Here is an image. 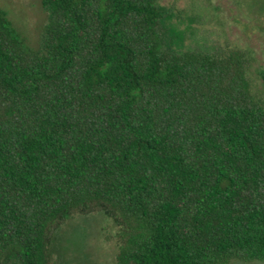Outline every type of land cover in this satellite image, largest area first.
Masks as SVG:
<instances>
[{
    "label": "trees",
    "instance_id": "obj_1",
    "mask_svg": "<svg viewBox=\"0 0 264 264\" xmlns=\"http://www.w3.org/2000/svg\"><path fill=\"white\" fill-rule=\"evenodd\" d=\"M32 50L0 10V264H62L102 214L115 264L264 262V94L250 54L185 42L158 0H40Z\"/></svg>",
    "mask_w": 264,
    "mask_h": 264
},
{
    "label": "rangeland",
    "instance_id": "obj_2",
    "mask_svg": "<svg viewBox=\"0 0 264 264\" xmlns=\"http://www.w3.org/2000/svg\"><path fill=\"white\" fill-rule=\"evenodd\" d=\"M169 23L185 42H228L247 51L252 63L249 78L254 92L264 94V0H158ZM12 26L32 50L41 45L49 14L40 0H0ZM117 227L102 214L70 219L56 235L62 264H115L116 248L104 240V231ZM231 264H264V262Z\"/></svg>",
    "mask_w": 264,
    "mask_h": 264
}]
</instances>
